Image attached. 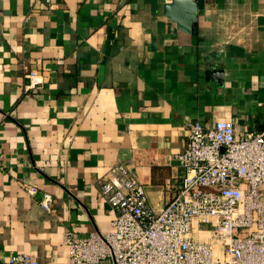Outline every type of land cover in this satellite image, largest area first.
I'll list each match as a JSON object with an SVG mask.
<instances>
[{
    "label": "crops",
    "instance_id": "crops-1",
    "mask_svg": "<svg viewBox=\"0 0 264 264\" xmlns=\"http://www.w3.org/2000/svg\"><path fill=\"white\" fill-rule=\"evenodd\" d=\"M217 120L264 128V0H0V264H71L65 231L110 229L97 181L117 160L158 208L187 124Z\"/></svg>",
    "mask_w": 264,
    "mask_h": 264
},
{
    "label": "built area",
    "instance_id": "built-area-1",
    "mask_svg": "<svg viewBox=\"0 0 264 264\" xmlns=\"http://www.w3.org/2000/svg\"><path fill=\"white\" fill-rule=\"evenodd\" d=\"M19 65L23 89L35 91L42 74L25 60ZM187 129L182 176L158 208L125 163L109 165L97 191L113 210L110 229L86 237L65 231L71 264H264V128L238 135L231 121L217 120ZM26 190L32 196L36 186ZM51 201L44 192L39 204L48 209ZM6 264L39 263L13 253Z\"/></svg>",
    "mask_w": 264,
    "mask_h": 264
}]
</instances>
